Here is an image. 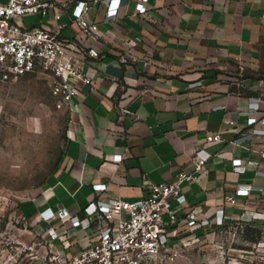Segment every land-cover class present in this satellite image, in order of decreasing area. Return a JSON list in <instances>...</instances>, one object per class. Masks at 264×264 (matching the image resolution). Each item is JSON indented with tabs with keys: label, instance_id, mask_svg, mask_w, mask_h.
<instances>
[{
	"label": "crops",
	"instance_id": "crops-1",
	"mask_svg": "<svg viewBox=\"0 0 264 264\" xmlns=\"http://www.w3.org/2000/svg\"><path fill=\"white\" fill-rule=\"evenodd\" d=\"M6 2L7 0H0ZM42 14L17 20L24 29L56 30L73 42L72 53L82 60L91 84H79L67 112L61 159L46 181L18 203L19 215L37 236L39 214L66 209L80 220L95 198L135 200L147 190L146 181L173 180L195 170L192 156L206 144L208 134L222 140L209 147L214 156L207 172L182 191L187 207L198 209L199 221L215 224L219 211L225 224L264 223V0H148L139 14V0H121L116 17L107 18V0H84V19L99 32L86 35L74 20L79 0H51ZM59 16L58 18L56 16ZM137 39V44L129 40ZM96 47L99 57L77 49ZM260 97L248 124L251 98ZM123 109L131 113H124ZM256 133L249 135L248 130ZM123 160L115 162L114 156ZM243 165L237 171L233 159ZM94 184H106L96 192ZM249 184L236 204L227 198ZM173 205L177 201L173 200ZM182 216V213H179ZM43 225V224H42ZM42 234L55 236L68 257L88 242L71 221L55 219ZM41 226V225H40ZM200 223L184 234L201 236ZM174 233V231H172Z\"/></svg>",
	"mask_w": 264,
	"mask_h": 264
},
{
	"label": "built area",
	"instance_id": "built-area-1",
	"mask_svg": "<svg viewBox=\"0 0 264 264\" xmlns=\"http://www.w3.org/2000/svg\"><path fill=\"white\" fill-rule=\"evenodd\" d=\"M120 3L121 0H107V18L117 16ZM147 3L148 0H139L136 5L139 14L147 13ZM54 6L51 0L0 1V75L4 79H18L30 73L51 76L52 94L57 99V107L64 108L73 101L78 93L79 84L92 83V78L84 70L83 61L72 53L73 42L61 37L60 26L56 30L24 29L17 22L25 15L45 16L48 9ZM88 8L89 2L77 1L73 16L81 30L86 35H92L98 33L99 28L96 23H89L84 19ZM129 42L134 45L138 40L132 39ZM77 50L86 57H99L96 47ZM260 100V97L251 98L253 114L248 119L249 125L258 122L254 112L259 109ZM123 112L131 113L127 109H123ZM262 121L264 122V118ZM255 133L253 127L248 130L249 135ZM221 140L222 136L219 133L208 134L205 146L196 150L192 156L196 165L193 172H180L169 182L146 181L147 190L138 199L95 198L84 209L85 220H80L78 216H73L64 208L58 211L50 208L42 211L37 221L39 225L37 236L43 248L39 264H146L167 256L174 258L179 246L198 239L195 233L184 232L199 223L207 227L208 231L225 225L222 210L219 211L215 224L207 219L199 221L198 209L186 206L187 197L182 191L185 183L196 182L207 172L206 164L214 156L209 147ZM122 160V154L114 156L115 162ZM253 165H258V162L249 161L243 165L240 158L233 159V166L237 171H243ZM93 188L96 192H102L107 189V185L94 184ZM251 190V185H241L236 190V196L227 198V202L236 204L237 197H246ZM173 200L177 201L176 206L173 205ZM180 212L182 216L179 215ZM55 219L71 221L73 228L80 229L86 234L87 244L71 257L67 256L65 250L57 248V236L50 240L42 237L44 232L53 228L52 222ZM25 250L27 249L22 252ZM31 255L32 252L26 254L27 257L33 258Z\"/></svg>",
	"mask_w": 264,
	"mask_h": 264
},
{
	"label": "rangeland",
	"instance_id": "rangeland-1",
	"mask_svg": "<svg viewBox=\"0 0 264 264\" xmlns=\"http://www.w3.org/2000/svg\"><path fill=\"white\" fill-rule=\"evenodd\" d=\"M66 126L67 112L57 107L51 76L0 75V264L40 263L43 248L19 215L18 203L56 168ZM146 264H264V223L225 224L179 246L174 258Z\"/></svg>",
	"mask_w": 264,
	"mask_h": 264
}]
</instances>
